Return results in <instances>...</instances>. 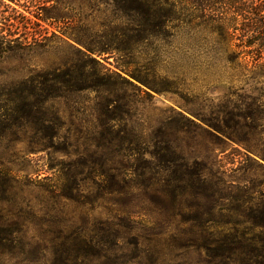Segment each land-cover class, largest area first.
<instances>
[{"label":"trees","instance_id":"1","mask_svg":"<svg viewBox=\"0 0 264 264\" xmlns=\"http://www.w3.org/2000/svg\"><path fill=\"white\" fill-rule=\"evenodd\" d=\"M114 3L127 22L106 38L105 45L71 34L67 42L80 54L82 64L32 75L4 90L1 96L5 100L0 99L1 137L20 126L30 127L36 140L31 150H64L71 157L48 164L55 180L47 177L35 184L46 194L41 205L35 207L36 213L56 229L52 232L57 236L50 241L51 264H177L166 255L162 244L165 239L148 236L147 229L151 231L154 225L141 218L139 195L133 191L136 186H142L144 194L168 217L187 209L190 227L182 237H172V243L201 250L209 264H264V182L226 180L225 172H213L207 164L191 162L180 150L177 133L170 124L150 126L146 128L148 133L134 125V103L118 105L115 91L127 86L148 94L138 85L147 83L134 73L125 72L130 78L118 71L101 75L103 70L93 57L118 54L133 58L143 45L160 40L168 29L181 23L190 29H207L227 42L239 40L241 54L253 59L257 75H264V0ZM182 15L186 19H181ZM124 68L118 70L124 72ZM85 90L99 93V121L91 135L93 145L72 153L70 144H59L60 127L46 104ZM217 132L210 135L224 144L221 134H226ZM245 150L231 153L232 171L238 173L250 165L264 170V155H252L250 147ZM216 164L218 169L223 168L221 160ZM0 185L5 193L23 188L4 167ZM60 202L81 207L84 213L80 222L65 215L68 204L62 207ZM99 208L105 213L94 215ZM220 216H226V220H219ZM23 237L21 224L8 223L0 213L1 256L15 248L23 250Z\"/></svg>","mask_w":264,"mask_h":264},{"label":"rangeland","instance_id":"2","mask_svg":"<svg viewBox=\"0 0 264 264\" xmlns=\"http://www.w3.org/2000/svg\"><path fill=\"white\" fill-rule=\"evenodd\" d=\"M116 9L114 0H0V97L4 90L32 75L47 74L67 64H82V57L67 42L68 37L76 34L105 45L106 38L127 22ZM175 25L160 40L139 48L133 58L93 55L103 70L101 75H115L118 71L130 78L125 72L134 73L148 85L138 84L148 94L127 86L117 89V104L133 102V124L144 130L158 123L170 124L177 133L180 150L191 162L207 164L213 172H225L226 180L264 182V170L255 165L234 173L229 164L234 149L245 153V148L250 147L252 155H264V75H257L253 59L241 54L239 40L227 42L207 29ZM121 66L124 72L118 70ZM99 102L96 90H85L67 93L46 104L52 120L60 127V145L70 144L72 153L93 145L91 135L99 121ZM123 116L129 121L128 116ZM217 131L226 134H221L224 144L210 135ZM33 137L34 131L22 126L0 136V172L3 167L9 169L23 187L5 193L0 185V213L8 223H20L24 236L23 250L15 248L4 256L0 252V263L4 264H51L50 241L57 234L42 214L36 213L35 207L41 205L46 194L35 184L47 177L55 180L48 164L71 157L64 150H31L36 147ZM219 160L222 169L214 165ZM153 185L158 187V182ZM133 191L139 195L141 218L154 225L151 231L147 229L148 236L166 240L162 244L170 259L177 264H209L201 250L171 242L172 237H182L190 227L187 209L168 217L144 194L142 186L133 187ZM67 204L65 215L80 222L84 210L60 202L62 207ZM100 211L105 213L99 208L94 215ZM226 216L219 220H226Z\"/></svg>","mask_w":264,"mask_h":264}]
</instances>
